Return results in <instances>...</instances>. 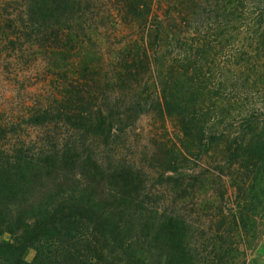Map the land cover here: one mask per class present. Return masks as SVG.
Segmentation results:
<instances>
[{
    "label": "trees",
    "instance_id": "trees-1",
    "mask_svg": "<svg viewBox=\"0 0 264 264\" xmlns=\"http://www.w3.org/2000/svg\"><path fill=\"white\" fill-rule=\"evenodd\" d=\"M26 8L24 21L0 18L2 264H183L181 222L147 213L144 170L99 159H132L155 116L178 140L147 134L157 183L180 187L181 159L212 147L264 173V0Z\"/></svg>",
    "mask_w": 264,
    "mask_h": 264
},
{
    "label": "rangeland",
    "instance_id": "rangeland-1",
    "mask_svg": "<svg viewBox=\"0 0 264 264\" xmlns=\"http://www.w3.org/2000/svg\"><path fill=\"white\" fill-rule=\"evenodd\" d=\"M26 7L27 0H0V18L24 21L28 17ZM4 77L0 73V103L10 92ZM139 125L143 127L144 139L138 146L133 145L132 159L99 160L126 161L144 170L146 190L155 193L147 213L160 217L164 212L166 217L179 218L181 222L183 264H264L262 169L248 173L240 163L230 166L226 159H219L220 147H212L199 158L181 159L180 187L164 181L157 183L155 173L160 166L150 159L156 147L147 134L153 128L162 127L164 131H160L174 144L178 141L177 129L174 122L155 116L143 118ZM187 149L191 150L189 146ZM8 240L7 235L0 237V242ZM34 255L30 251L27 259L31 260ZM122 264L138 263L125 257Z\"/></svg>",
    "mask_w": 264,
    "mask_h": 264
}]
</instances>
